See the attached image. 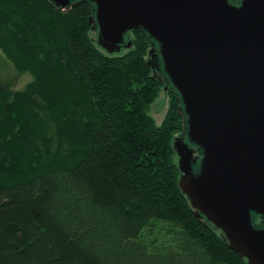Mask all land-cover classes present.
<instances>
[{"label": "trees", "instance_id": "trees-1", "mask_svg": "<svg viewBox=\"0 0 264 264\" xmlns=\"http://www.w3.org/2000/svg\"><path fill=\"white\" fill-rule=\"evenodd\" d=\"M95 15L87 0H0L15 71L0 80V264H248L180 189L179 92L161 125L149 114L171 83L159 44L140 28L110 55Z\"/></svg>", "mask_w": 264, "mask_h": 264}, {"label": "water", "instance_id": "water-1", "mask_svg": "<svg viewBox=\"0 0 264 264\" xmlns=\"http://www.w3.org/2000/svg\"><path fill=\"white\" fill-rule=\"evenodd\" d=\"M66 8L73 1L52 0ZM96 5L97 44L132 48L142 28L159 44L164 70L187 116L176 138L179 186L197 216L220 229L248 264H264V0H87ZM166 90V88H165Z\"/></svg>", "mask_w": 264, "mask_h": 264}, {"label": "rangeland", "instance_id": "rangeland-1", "mask_svg": "<svg viewBox=\"0 0 264 264\" xmlns=\"http://www.w3.org/2000/svg\"><path fill=\"white\" fill-rule=\"evenodd\" d=\"M93 36L97 40V32L93 33ZM121 51L120 53H122ZM15 71L10 61L5 57V55L0 51V80L8 81L10 78L8 76H14ZM33 81V76L30 73H26L19 76L16 80L15 85H13L14 90H22L27 84ZM169 108V96L167 95V90L165 88L160 92L157 100L153 103L149 110V114L154 118L157 125H161L167 114ZM179 160V158H178ZM177 160V161H178Z\"/></svg>", "mask_w": 264, "mask_h": 264}, {"label": "flooded vegetation", "instance_id": "flooded-vegetation-1", "mask_svg": "<svg viewBox=\"0 0 264 264\" xmlns=\"http://www.w3.org/2000/svg\"><path fill=\"white\" fill-rule=\"evenodd\" d=\"M230 3L232 5H235V6H240L242 4V0H230ZM160 82L165 84L164 88H166L167 92L169 91V88H170L169 86L170 85L172 87H174L172 83H168L166 80L165 81H160ZM179 137L182 139V141L188 143L190 148L196 150L195 155L199 156V159H198L197 164L194 166V172L197 173L199 171V169H200V162H201V160L203 158V153L200 154L199 151H198V148L188 142V137L186 135L181 133L178 136H176L175 139L179 138Z\"/></svg>", "mask_w": 264, "mask_h": 264}]
</instances>
